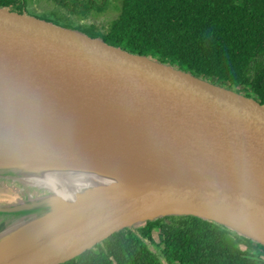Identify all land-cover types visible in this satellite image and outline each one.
Instances as JSON below:
<instances>
[{
	"label": "water",
	"instance_id": "water-1",
	"mask_svg": "<svg viewBox=\"0 0 264 264\" xmlns=\"http://www.w3.org/2000/svg\"><path fill=\"white\" fill-rule=\"evenodd\" d=\"M40 168L107 180L73 199L25 185L0 197V264L65 263L168 216L264 246V102L0 6V180Z\"/></svg>",
	"mask_w": 264,
	"mask_h": 264
},
{
	"label": "trees",
	"instance_id": "trees-1",
	"mask_svg": "<svg viewBox=\"0 0 264 264\" xmlns=\"http://www.w3.org/2000/svg\"><path fill=\"white\" fill-rule=\"evenodd\" d=\"M25 5L0 0L9 10ZM89 35L264 102V0H122L119 18ZM146 240L161 248L165 261ZM61 264H264V246L213 221L168 216L115 232Z\"/></svg>",
	"mask_w": 264,
	"mask_h": 264
},
{
	"label": "rangeland",
	"instance_id": "rangeland-1",
	"mask_svg": "<svg viewBox=\"0 0 264 264\" xmlns=\"http://www.w3.org/2000/svg\"><path fill=\"white\" fill-rule=\"evenodd\" d=\"M25 1L26 5L21 12L39 18L47 19L60 25H73L75 27L83 29L89 34H93L94 32H103L104 30L108 29L113 24V22L119 18L122 5V0ZM243 91L245 92L246 90ZM0 188L2 189L1 192L3 194H5L4 192H6V196L0 197L8 199L12 198L8 196L15 195L16 192L18 194L23 193V189L25 188V186L23 182L18 180H15V184L11 181L0 180ZM154 238L156 242H160L162 237L159 231L154 232ZM146 241L149 243V247L151 248V250L155 252L159 257H161L163 261H165L161 253V248L148 240ZM239 246L240 248L245 249L247 247V244L241 241L239 243Z\"/></svg>",
	"mask_w": 264,
	"mask_h": 264
},
{
	"label": "bare ground",
	"instance_id": "bare-ground-1",
	"mask_svg": "<svg viewBox=\"0 0 264 264\" xmlns=\"http://www.w3.org/2000/svg\"><path fill=\"white\" fill-rule=\"evenodd\" d=\"M21 181L26 187H47L59 196L73 199L82 190L105 183L106 178L88 171L72 168H40L36 172L23 171ZM28 187V188H30ZM24 192V191H23ZM6 194V192H4Z\"/></svg>",
	"mask_w": 264,
	"mask_h": 264
}]
</instances>
